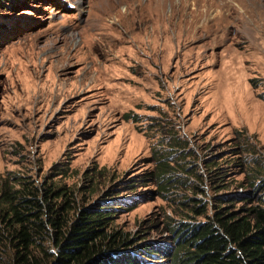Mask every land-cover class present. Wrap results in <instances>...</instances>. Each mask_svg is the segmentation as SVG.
Wrapping results in <instances>:
<instances>
[{"label":"rangeland","instance_id":"rangeland-1","mask_svg":"<svg viewBox=\"0 0 264 264\" xmlns=\"http://www.w3.org/2000/svg\"><path fill=\"white\" fill-rule=\"evenodd\" d=\"M149 1L0 0V188L29 181L44 198L64 187L71 215L117 208L108 232L127 235L143 264H171L181 230L251 205L246 162H264V0H234V17L227 1ZM185 6L208 18L200 35L181 22ZM160 154L186 184L161 188ZM7 214L0 201L2 236ZM9 243L0 264H14Z\"/></svg>","mask_w":264,"mask_h":264},{"label":"trees","instance_id":"trees-1","mask_svg":"<svg viewBox=\"0 0 264 264\" xmlns=\"http://www.w3.org/2000/svg\"><path fill=\"white\" fill-rule=\"evenodd\" d=\"M253 83L256 87L261 85L258 79H253ZM260 97L264 100V91ZM179 145L180 138L171 142V147ZM167 158L166 154L158 155L153 172L163 190L186 184L172 174ZM246 163L254 178V190L244 193L243 199L251 205L243 211L218 210L214 219L181 230V236L183 231L189 236L180 238L173 255L170 252L171 264H264V162L253 158ZM20 183L22 187L18 189L9 182L0 188V201L8 209L3 221L9 232L7 236L0 235V240L10 242L15 252L14 264H143V260L130 254L132 240L127 235L108 232L117 208L92 205L71 215L75 207L64 187L45 188L43 198L34 192L37 186L32 188L24 180ZM51 198L63 200L53 202ZM204 207L196 205L195 210L203 213ZM46 241L53 250L46 247ZM154 248L140 245L145 256L153 255Z\"/></svg>","mask_w":264,"mask_h":264},{"label":"bare ground","instance_id":"bare-ground-1","mask_svg":"<svg viewBox=\"0 0 264 264\" xmlns=\"http://www.w3.org/2000/svg\"><path fill=\"white\" fill-rule=\"evenodd\" d=\"M158 1H160V0H158ZM221 2L222 1H227V2H229L230 4H228L227 3V6H229V10H231V13L233 14V17L235 16L234 15V10H235V3H234V0H220ZM236 1V0H235ZM239 0H237V2H238ZM148 2H150L149 0H148ZM223 2V3H224ZM202 3V0H197L196 1V3L195 4H193L194 5V7L196 8L197 6H200V4ZM222 3V4H223ZM246 3V2H245ZM217 4V3H216ZM221 4V5H222ZM240 4V3H239ZM248 7V6H247ZM183 8H185V9H189L188 10V13H187V15H185V17L183 18H181V19H183V21H181L182 23H184V24H192V26H193V29H196V31H198V34L199 33H203V30H204V23L207 21V19L206 20H203V19H201L200 17H201V15L199 14V15H194L193 13H192V11H191V7L190 6H185V7H183ZM218 9V8H217ZM195 10V9H194ZM227 10V9H226ZM246 10V9H245ZM249 10V9H248ZM237 11V10H236ZM182 12H186V11H183L182 10ZM230 12V11H229ZM248 12V11H247ZM246 12V13H247ZM175 13V12H174ZM179 13H180V11H179ZM236 13V12H235ZM174 15V14H173ZM176 15V14H175ZM189 17H191L192 18V20H190L191 22H189V20H188V18ZM220 17H222V13L220 12V13H218L217 15H213V16H211V17H209V19H211V20H217V19H219ZM226 17V16H225ZM230 18V17H229ZM238 18V17H237ZM222 19V18H221ZM232 19V18H231ZM223 20V19H222ZM226 20V19H225ZM229 20V19H228ZM233 20V19H232ZM238 20V19H237ZM171 22V21H170ZM221 22V21H220ZM224 22V21H223ZM177 30V29H176ZM186 30H188L187 28H186ZM178 31V30H177ZM179 32V31H178ZM190 32V31H189ZM192 33V32H191ZM190 33V34H191ZM197 34V33H196ZM188 35V34H187ZM200 35V34H199Z\"/></svg>","mask_w":264,"mask_h":264}]
</instances>
